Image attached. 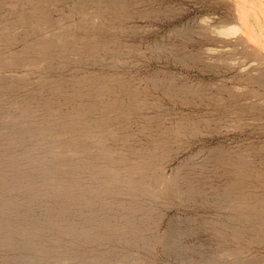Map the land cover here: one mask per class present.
Listing matches in <instances>:
<instances>
[{"label":"rangeland","instance_id":"1","mask_svg":"<svg viewBox=\"0 0 264 264\" xmlns=\"http://www.w3.org/2000/svg\"><path fill=\"white\" fill-rule=\"evenodd\" d=\"M263 27L264 0H0V264H264Z\"/></svg>","mask_w":264,"mask_h":264},{"label":"bare ground","instance_id":"2","mask_svg":"<svg viewBox=\"0 0 264 264\" xmlns=\"http://www.w3.org/2000/svg\"><path fill=\"white\" fill-rule=\"evenodd\" d=\"M241 1H242V0H241ZM236 4H237V3H236ZM241 5H242V4H241ZM238 7H239V5H238ZM238 11L240 12V14L238 15V17H239L240 15H243V14H244V11H245V10H243L242 8L239 7ZM238 11H237V13H238ZM247 11H248V10H247ZM245 13H246V11H245ZM248 13H249V12H248ZM246 14H247V13H246ZM251 14H252V13H251ZM254 14H255V13H254ZM255 16H257V15H255ZM248 17H249V16H248ZM241 18H242V17H241ZM244 18H245V17H244ZM246 18H247V17H246ZM246 18H245V20H246ZM250 18H251V17H250ZM258 18H259V17H258ZM258 18H257V19H258ZM253 19H254V18H253ZM238 21H239V20H238ZM252 21L254 22V20H252ZM255 21L257 22V23H255V24H258V21H257L256 19H255ZM245 22H246V21L243 22V26H244ZM260 23H261V22H260ZM246 25H247V24H246ZM246 25H245V27H246ZM240 26H242V23H241ZM247 26H248V25H247ZM256 27H257V26H256ZM258 28H259V27H258ZM261 28H262V27H261ZM263 28H264V27H263ZM247 29H248V28H247ZM262 32H264V31H262ZM259 33H261V32H259ZM248 34H249V32L246 33V35H248ZM241 35H242V34H241ZM244 35H245V33H244ZM244 35H242V36L244 37ZM246 35H245V37H246ZM261 35H262V34H261ZM261 35H260V37H259V36H258V37L261 38V39L263 38V39H262V41H263V40H264V35H262V36H261ZM249 36H250V34H249L248 37L244 40L246 43H248V45L251 43V40H252V42H255V40H253L251 37H250V38H251V40H250ZM256 37H257V35H256ZM242 39H243V38H242ZM261 39H259V42H260ZM262 41H261V42H262ZM245 42H244V43H245ZM259 44H260V43H259ZM250 45L252 46L253 44H250ZM254 45L256 46V42L254 43ZM251 48H253V47H251ZM251 48H250V49H251ZM254 49L256 50V47H255ZM258 56H259V55H258Z\"/></svg>","mask_w":264,"mask_h":264}]
</instances>
